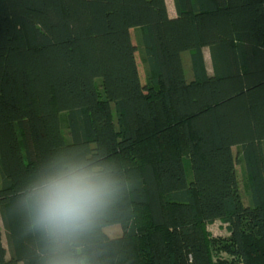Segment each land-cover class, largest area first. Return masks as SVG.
<instances>
[{"label": "trees", "instance_id": "trees-1", "mask_svg": "<svg viewBox=\"0 0 264 264\" xmlns=\"http://www.w3.org/2000/svg\"><path fill=\"white\" fill-rule=\"evenodd\" d=\"M173 2L0 0V264H264V0ZM61 157L120 191L54 250L25 197Z\"/></svg>", "mask_w": 264, "mask_h": 264}, {"label": "clouds", "instance_id": "clouds-1", "mask_svg": "<svg viewBox=\"0 0 264 264\" xmlns=\"http://www.w3.org/2000/svg\"><path fill=\"white\" fill-rule=\"evenodd\" d=\"M119 191V181L109 171L61 157L29 186L25 202L32 226L55 250L88 232ZM50 264L74 262L59 257Z\"/></svg>", "mask_w": 264, "mask_h": 264}, {"label": "rangeland", "instance_id": "rangeland-1", "mask_svg": "<svg viewBox=\"0 0 264 264\" xmlns=\"http://www.w3.org/2000/svg\"><path fill=\"white\" fill-rule=\"evenodd\" d=\"M168 2H169V6H170L171 11H173V5H172L171 0H168ZM131 34H132L133 43L138 45V43H139L138 39L140 38V35H141L140 27L132 29ZM141 49L142 48L139 47V50L136 53V58H137V63H138L139 71H140L141 80L144 83L146 80V71H145V64H144V60L142 57ZM208 51H209V48L207 47V52ZM182 59H183V65H184L187 80L190 81L193 79V76H194L192 64H191V52L185 51L182 54ZM209 65L211 66L210 59H209ZM63 131L65 133H67V128H66L65 123H63ZM233 150H234V153L237 154L239 151V147L235 146L233 148ZM237 173H238L239 182H240L241 194L243 196L244 202L246 204H248L249 203V191L246 187L245 172H244V166L242 163L237 164ZM0 227H1L2 232H3V242H4L5 246L8 247L7 238H6V231L4 228V224L2 221L1 215H0ZM207 228L213 236L225 237V236L229 235L227 225L222 223L221 221H216L213 224L208 225ZM105 231L111 237H117V236L121 235V233H122V229H121V226L119 224H114V225L108 226L105 228Z\"/></svg>", "mask_w": 264, "mask_h": 264}, {"label": "crops", "instance_id": "crops-1", "mask_svg": "<svg viewBox=\"0 0 264 264\" xmlns=\"http://www.w3.org/2000/svg\"><path fill=\"white\" fill-rule=\"evenodd\" d=\"M171 2H172V5H173V11H171L170 6H169V2L167 0L169 13H170L171 16H176V10H175V6H174L173 0H171ZM203 52H204V57H205V62H206L207 69H208L209 73H212V61H211L210 49L207 52V47H204ZM208 58L210 59L211 66L209 65V59Z\"/></svg>", "mask_w": 264, "mask_h": 264}]
</instances>
